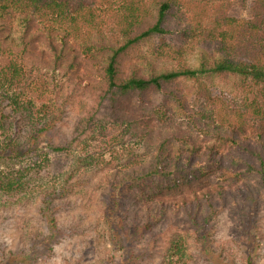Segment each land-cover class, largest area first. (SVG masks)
<instances>
[{"label":"trees","instance_id":"16d2710c","mask_svg":"<svg viewBox=\"0 0 264 264\" xmlns=\"http://www.w3.org/2000/svg\"><path fill=\"white\" fill-rule=\"evenodd\" d=\"M1 1L0 130L10 109L13 133L0 140V212L33 204L34 225L0 264L52 257L80 228L60 216L98 178L121 194L105 217L123 257L111 264H253L264 253V0L248 19L211 0H121L103 15L90 0ZM175 31L176 45L131 55ZM213 78L228 79L239 101L216 96ZM76 103L70 138L52 142ZM43 146L78 155L40 177L41 166L21 163ZM228 210L242 226L240 256L218 241Z\"/></svg>","mask_w":264,"mask_h":264},{"label":"rangeland","instance_id":"374dc122","mask_svg":"<svg viewBox=\"0 0 264 264\" xmlns=\"http://www.w3.org/2000/svg\"><path fill=\"white\" fill-rule=\"evenodd\" d=\"M95 7L100 8L99 15H103L108 7H114L117 3L121 4V0H111L109 4L104 0H97V3H93ZM212 3H220L224 7H228V12L231 17L239 19H248L252 14L253 0H211ZM101 2V4H100ZM0 3L2 1L0 0ZM8 30L13 34L19 30V23L16 19L10 18L7 20ZM113 26V23L107 25L105 28ZM179 43L177 31L168 34L160 39H153L152 42H148L146 46H139L136 51H133L131 55L137 52L138 57L141 58L144 53L154 50L158 47H164L166 44L176 45ZM165 50L164 48H160ZM160 49H158L160 51ZM188 60L191 64H195V58L197 51H189ZM5 61L0 59V69L4 66ZM191 80H187L183 85H190ZM215 91L216 96L221 97L229 102L231 100L238 102V93L233 90L228 79L213 78L210 84ZM186 88V87H185ZM233 103V102H231ZM106 112V110H103ZM5 128L0 130V140H4L7 136H11L13 133V126L8 125L9 121H12L11 110L5 109ZM83 116L82 104L76 103L70 108V111L64 121L58 126L55 132L54 140L59 144L65 143L70 138V133L78 120ZM190 130V129H189ZM105 137V140L112 138L111 134ZM119 133H116L114 137H117ZM94 137H98L100 140H104V137L98 134V131L93 133ZM87 140V139H86ZM111 139H109L110 142ZM90 143L89 140L85 142L86 145ZM81 148V147H79ZM78 150V148H77ZM115 154H124L122 149L117 147ZM74 154L58 153L52 151L48 147H41L34 154L25 157L22 161L23 166H41L42 171L38 176H47L49 178L52 174H59L66 172L74 162ZM121 156V155H120ZM107 158H112L110 154L105 155ZM17 166V165H16ZM6 166L0 163V171L5 170ZM19 168V166H18ZM50 174V175H48ZM121 194L112 192L105 182L101 179L92 180L89 187H82L78 189V192L72 197L74 206H72L68 212L62 214L60 219L67 225H75L80 220L78 232L70 239L62 241L60 244L54 246L53 256L40 261L37 264H111L115 261L119 262L123 259L120 253H116V249L113 248L111 241L108 239L105 225V217L112 214L111 210L114 204L120 202ZM33 204L28 207H19L14 212H0V255L3 250H9L15 246L19 239H25L26 233L33 229ZM123 205L115 208V212L121 215L123 213ZM261 214H264V205L261 208ZM114 218V216L112 217ZM35 220V219H34ZM218 241L227 243L232 251L238 256L243 255L238 246L241 244V235L237 233V229H241V225L237 224L233 218V213L228 210L224 214L218 224ZM28 237V235H27ZM253 264H264L263 251L258 257L251 255ZM238 264H242L241 261H237Z\"/></svg>","mask_w":264,"mask_h":264}]
</instances>
